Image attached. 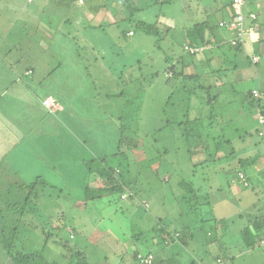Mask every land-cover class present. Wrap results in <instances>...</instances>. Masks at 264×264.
Segmentation results:
<instances>
[{
  "label": "rangeland",
  "instance_id": "obj_1",
  "mask_svg": "<svg viewBox=\"0 0 264 264\" xmlns=\"http://www.w3.org/2000/svg\"><path fill=\"white\" fill-rule=\"evenodd\" d=\"M58 1L61 0H0V48L6 47L5 52L11 53L2 56V61H11L23 70L31 64L37 79H47L46 75L54 71L43 82L41 91H48L47 96L59 101H71L64 119L62 114H56L47 127L42 121L33 133L29 131L36 146L9 142L0 152L5 150L3 156L0 154V170L8 168L7 177L0 180L1 189L15 181L28 184L38 176L53 187L41 188L38 211L22 219L21 224L37 225L25 243L37 248L42 242L40 227L49 226L57 214L64 212L66 221L77 229L75 241L88 247L86 254L90 262L101 260L106 250L112 252L111 255L108 252L111 264H119L118 256L113 253L131 256L133 250L150 249L164 260L178 253L184 260L189 256L197 264L200 260L202 264H213L215 257L226 255V249L218 247L226 246L227 175L235 168L231 162L263 158L255 104L246 98L248 91L260 88L249 58L243 52L237 57L230 56L234 52L226 45L206 52L214 55L212 68L205 65V74L201 72L202 76L194 80L177 77L168 83L166 77L171 72L166 70L171 65L169 59H174V63L179 59L181 46L193 25L205 22L214 26L213 39L204 30L208 39L224 38L223 28L217 25L226 18L220 12L226 0H172L167 5L143 8L130 21L123 20L125 13L117 12L111 25L104 16L108 11L92 16L87 6L70 3L64 7ZM143 1L150 4V0ZM139 20L154 25L160 36L144 34L135 26ZM129 31L133 36H127ZM68 37H75L78 46ZM99 53L103 59L96 61ZM222 54L228 55V64L232 59L236 61V71L226 74ZM17 58L21 62L16 63ZM202 59L198 55L185 60L199 63ZM258 61L256 57L254 62ZM213 68L221 71H212ZM191 72L195 70L190 66L186 73ZM226 76L232 82L230 85L235 86L227 92V97L226 89L230 85L226 84ZM199 85L211 86V90L199 89ZM172 95V102L168 103ZM209 97L216 100L208 103ZM260 99L264 109L263 92ZM11 111L17 109L11 107ZM196 118H200L197 123L201 141L194 139L188 145L181 138L177 124L188 120L189 126ZM167 122L169 127L158 131ZM29 123L31 119L25 121L24 127ZM8 128L9 125L3 137L10 136L8 140H13ZM120 128L136 144L135 148L121 147L127 159L109 157L117 152ZM60 133L73 134L76 138L64 136L63 146L56 142L53 151L46 148V142L51 143ZM220 135L223 137L218 138ZM218 139L229 142L230 155L226 152V142ZM217 142L221 147L215 150ZM104 155L109 157L110 166H116L118 178L125 185L124 195L121 199L119 194L108 195L80 207L86 188L95 193L103 185V181H94L87 165L91 159ZM241 167L249 176V190L255 195L259 193L264 200L254 181L255 169L245 163ZM180 182L188 186L182 188ZM209 186L213 191H209ZM190 188L198 189L199 200L204 197L199 209L211 205L204 208L205 213L198 209L193 216L185 214L182 197L188 198ZM22 193L16 194L18 203L22 201ZM212 218L217 219V224L210 221ZM6 224L7 221H2L0 225ZM188 225L186 247L162 243L157 231L162 226L173 232ZM137 233H142L138 241L132 237ZM60 236L67 239L63 230ZM0 264H7L2 253Z\"/></svg>",
  "mask_w": 264,
  "mask_h": 264
},
{
  "label": "trees",
  "instance_id": "obj_2",
  "mask_svg": "<svg viewBox=\"0 0 264 264\" xmlns=\"http://www.w3.org/2000/svg\"><path fill=\"white\" fill-rule=\"evenodd\" d=\"M172 0H150V4L144 2L143 0H61L58 1L59 5H63L64 7H67L70 5V3H75L78 6L84 7L87 6L86 10L89 12V15L92 14V16L97 15L100 11L105 12L108 11V15H104L107 17V20H109L110 25L114 24L116 21L115 15L117 12L125 13L126 16H123V20H132L134 13H140L143 8H150L154 5L157 6H163L167 5ZM115 3L118 5L115 7ZM243 5L238 6L234 3L233 0H226V4L224 3L223 8L220 9V12L222 14H225L226 18H222V21L224 24H227L229 22L236 21L237 16L242 15L245 18V34H244V42L236 45H231L230 40L226 41V38L222 39L221 41L212 40L215 38L214 36V26H210L206 24L205 22H202L201 25H193L188 34L186 35L185 43L181 46L180 53H179V59L174 63V59H169L170 66L167 68L166 72H171V75L169 77H166L168 79V83H172L171 79L174 78H181L183 80L191 79L194 80L195 78H198L199 76H202L200 74L201 72L204 73L203 67L206 65L209 69L212 68L211 65V59L212 57L205 58L206 52H210L211 50H214V47L221 49V46L226 45L229 47L231 51L236 52L237 54L240 52H245V47L247 45V39L250 33L252 32H259L260 26L257 24V15L253 14L252 11H249L247 8V1L243 0ZM122 8L121 10L119 9ZM85 11V13L87 12ZM255 15V19H251L250 15ZM93 21V19H91ZM220 22V23H221ZM135 26L142 30L144 34L146 35H153L155 37L160 36V32L158 29L154 27V25H150L146 23L145 21L139 20L138 22H135ZM218 28H223L224 32H229L231 34V37H234L235 30L230 31L225 25L219 26ZM216 28V26H215ZM250 28H252L250 30ZM204 30L208 32L209 35H211L212 39H208L206 35L204 34ZM264 35V34H263ZM127 36L131 37L133 36L132 31L127 32ZM68 40H72L73 44L78 46L77 40L75 37H68ZM257 49L256 54H261L264 56V47L263 50H261L260 42L258 43L256 40ZM262 44L264 45V38L262 40ZM192 51V52H191ZM95 53V51H94ZM101 55V57L99 56ZM97 57L95 58L96 61L98 59H103L102 54L99 53ZM198 55L204 56V60L202 59L199 63H194L192 60H185L186 58H193ZM213 56V55H212ZM214 57V56H213ZM223 60L226 62L228 55L222 54L221 56ZM18 59V58H17ZM80 59V58H79ZM21 60V59H20ZM233 60V59H232ZM168 62V63H169ZM224 62V63H225ZM234 62V61H233ZM251 62L253 64H257L258 62H253L251 57ZM262 63L264 64V57ZM200 64V66H198ZM190 66L192 69L195 70L194 73L187 74L186 69ZM236 66V64L234 65ZM177 67V68H176ZM26 80H30V78L33 76V72L35 74L34 67L29 64L26 67ZM211 70V69H210ZM212 71L220 72V69H212ZM53 72L51 71L48 73L50 77L53 76ZM200 74V75H199ZM24 77L18 78V81L24 82ZM48 79V77L46 76ZM262 85L261 90L257 89L259 93L258 97L253 96V90L248 91L246 94L247 100L254 101V108H255V114L261 115L264 119V109L260 105L261 101V92L264 94V70H263V77H262ZM17 81V82H18ZM42 82V81H41ZM43 83V82H42ZM40 86V87H39ZM39 89H43V85H38ZM199 89H208L211 90V86H203L199 85ZM186 92H190V90L185 89ZM46 97H49L45 95L43 98H41L40 102L43 106V101ZM52 97V96H50ZM54 100L61 104L64 103V105H69L68 100H62L59 101L57 98L53 97ZM173 95L168 98V103L172 102ZM216 100V97L210 98L207 101L208 103H212ZM70 101V100H69ZM71 102V101H70ZM44 107V106H43ZM45 109V108H44ZM46 110V109H45ZM63 110V107L60 111H56L54 113H50L48 110H46L47 115L55 117L56 114H60ZM55 115V116H54ZM56 118V117H55ZM258 120V119H257ZM200 121V118L194 120V122H191V125L188 126L189 121L186 120L183 123H178L177 128H179L181 132V138L183 137L184 141L188 145L190 143L193 144V140H200V129L198 128V123ZM259 123V122H258ZM170 122H167L164 127H162L161 131L165 128L169 127ZM260 125V124H259ZM260 128L264 130V123L260 125ZM120 134L119 138L117 140L118 147L117 152L112 154L109 157H123L124 159H127L125 153L121 152L122 146H133V148L136 147V144L131 143V138L126 136L124 133L125 129L120 128ZM208 136V135H207ZM206 136V138H207ZM218 138L223 137L222 135L217 136ZM219 140V139H218ZM226 142V152L227 154H231L232 151L229 150V142L224 139H220L218 142ZM201 141V140H200ZM215 144V150H218L219 143ZM201 142L197 144L196 147L200 146ZM108 156L104 155L99 158L91 159L89 164L87 165L88 171L91 175L94 176V181H103V185L101 187H97L95 189V193L93 189L86 188L84 190L83 194V206L79 205L80 207L85 208V204L89 201H95L100 200L104 197H107L108 195L112 194H119L120 199L122 195H124V189L125 185L118 178L116 166H110L107 159ZM169 181V178L166 180V182ZM179 185L183 188L187 184L184 182H180ZM188 186V185H187ZM45 187H48L50 189H53L52 186H48L45 182V180L38 176L34 179V181L26 184H20L19 182L15 181V183L7 185L5 189H1L0 187V224L2 221H7L6 226L0 225V253H2L5 261L7 264H111L109 261V255H111V251H104L106 255L101 258V260L90 262L86 254V249L88 247L84 246L82 243H77L76 240V234L77 229L74 226V224H70L66 221V215L64 212L57 214L56 217H54V220L52 221V224H49V226H41L40 227V233L42 234V242L37 248H30L31 246H27L26 237H32V232L37 229V225L34 223H26L22 222V219L29 216H32L34 213L38 211V206L40 205V191L44 189ZM42 188V189H41ZM14 189V190H13ZM97 191V193H96ZM23 192V198L21 203H18L16 200V194H19ZM198 189L194 190L190 188L189 193L190 195L188 198L182 197V201L184 202L186 206V212L185 214L187 216L198 213V209L202 205L200 202L201 199H204V197L198 198ZM126 199V198H125ZM124 199V200H125ZM82 204V203H81ZM78 206V205H77ZM76 206V207H77ZM79 207V208H80ZM200 210V209H199ZM203 223V221H201ZM255 229L260 230L264 228V219L262 221H256L254 222ZM188 226H182L180 230L175 229L173 232L168 231L167 228L161 227L157 231L160 232V239L162 240V243H167L166 246L170 244H179L183 247H186L187 240L189 238V235L186 233L189 229ZM65 231L67 233V239L60 236L61 231ZM156 230L154 229L153 232ZM142 233L133 234L132 237H135V240L138 241L141 237ZM165 235V237H163ZM113 242V241H112ZM97 248V247H96ZM153 249V247H152ZM131 256L125 255L124 253L115 254V256H118L119 258V264H140L141 258L146 257H152L151 264H197V262L193 258H189V256L184 260L181 257H179L178 253H174L170 256H167V259L164 260V258H157V256L149 249L145 251H138L133 250ZM104 253V254H105ZM140 257V258H139ZM215 263L216 264H226V255H218L215 257ZM201 262L199 261V264ZM202 264V263H201Z\"/></svg>",
  "mask_w": 264,
  "mask_h": 264
},
{
  "label": "crops",
  "instance_id": "obj_3",
  "mask_svg": "<svg viewBox=\"0 0 264 264\" xmlns=\"http://www.w3.org/2000/svg\"><path fill=\"white\" fill-rule=\"evenodd\" d=\"M246 1L248 3L247 9L257 15V24L260 26V28L259 32L257 31L249 34L244 54L249 58L251 65L254 66V75L257 77V82L260 88L263 81L262 77L264 64L262 61L264 56L261 55L263 53L262 51L260 54H256L255 51L258 47L256 40L258 43H261V50H263L264 47L262 44V40L264 38V0ZM221 21L222 19L218 22V24ZM223 36L226 38V41L232 38L229 32H224ZM5 51L6 47H3L2 49L0 48V152L1 149L8 146L9 142H20L25 144V146L30 145L31 147H33V145L36 146L35 141L30 137L32 134L30 135L29 131L32 130L33 133V130L38 127L37 124L42 121L45 122L46 127L51 121H54V117L47 115L46 110L40 102V99L43 98L46 95L45 93L48 91H41V89H39L40 86L38 87V85L44 86L42 82L46 83L50 79V75H46L48 79H42L44 77L37 79L34 77L36 74L33 72V76L27 81L25 79L26 70L17 67V65L12 64L11 61L9 63L2 61V56L11 55V53H7ZM212 55L213 54L211 52V55H207L205 58H210ZM237 55L238 54L236 52H234L232 55L230 53V56L233 57H237ZM251 57H258L259 62L257 64H253L251 62ZM233 61L234 60L228 64L226 60V74H228L227 72L229 71H236L238 69V64H236V61ZM17 62H21V60L17 59L16 63ZM235 64L236 66H234ZM22 77H24V82L17 80L18 78L20 79ZM231 83L226 76V84L230 85ZM234 87V85H230V88L226 89V97L227 92L234 90ZM255 90L256 89H253V91ZM22 92L23 95L21 94ZM15 93L17 96H15ZM8 100H10V102H8ZM68 103L69 105H64V103H62L63 110L60 113L62 114V119H64L65 116H68V114L65 113L71 108L69 100ZM11 107H13V109L16 108L17 111H11ZM78 115L79 114H77V116ZM30 119L31 123H29L28 127H24L23 124L25 121ZM8 125V134L13 135V140H8L10 136H8V139L3 137V132L7 130ZM258 126L259 128L257 130V136L260 139L259 141L262 143L260 154L263 157L261 159L262 161H258L257 158H242L237 161H233L231 164L235 166V168L230 170L232 174L227 175L229 180H227L226 184V246L218 247L219 249H226V264H238V261L240 262L239 264H264V228L256 230V224L254 223L257 220L263 222L264 200L260 198L259 193L255 195L253 191L249 190V176L244 173L241 167L242 163H245L255 169L254 173L256 178L254 181L264 195V137L259 135L262 129L260 128L259 123ZM51 136H53V134H51ZM64 136L75 137L73 134L60 133L57 135V137L52 139L51 143L47 141L45 147H50L51 151H53L56 142H58L60 146H63ZM83 143H85V141H83ZM66 145L68 144H65V146ZM4 153L5 150L0 153L1 156H3ZM7 169L8 168L6 167L5 171L0 170V180H3L7 177L5 174ZM240 176H242V179ZM168 178L166 177L165 180ZM209 188L210 192L213 191L212 186H209ZM232 197L233 200H231ZM206 207H211V205L209 204L208 206L201 208L200 212L205 213L204 208ZM243 215H247V218L243 219ZM219 217L222 221V216ZM210 221L217 224L216 218H212ZM201 261L202 260H200V262ZM212 261H215V258ZM215 262L213 264H216Z\"/></svg>",
  "mask_w": 264,
  "mask_h": 264
},
{
  "label": "built area",
  "instance_id": "obj_4",
  "mask_svg": "<svg viewBox=\"0 0 264 264\" xmlns=\"http://www.w3.org/2000/svg\"><path fill=\"white\" fill-rule=\"evenodd\" d=\"M235 4L238 6H242L243 0H233ZM251 19H255V15H250ZM245 18L242 15L237 16L236 21L234 22H229L227 24H224L223 22L219 23V26H226L230 31L235 30V35L234 37L231 38V45H236L244 42V34H245ZM252 28H250L251 30ZM192 52V51H191ZM254 59L256 57H252V60L254 62ZM259 93L257 91H253V96L258 97ZM43 106L48 110L50 113H54L56 111H60L62 109L61 105L57 103L53 97H46L43 101ZM257 119L260 125L264 123V119L262 118L261 115L257 114ZM260 136L264 137V130H261L259 133ZM263 154H264V147H263ZM242 179V176H240ZM140 258V257H139ZM151 259L152 257H146V258H141L140 259V264H151Z\"/></svg>",
  "mask_w": 264,
  "mask_h": 264
}]
</instances>
